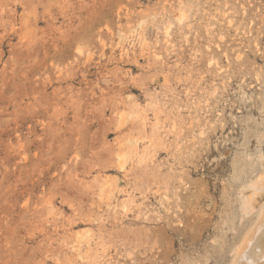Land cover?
<instances>
[{"label":"rangeland","instance_id":"1","mask_svg":"<svg viewBox=\"0 0 264 264\" xmlns=\"http://www.w3.org/2000/svg\"><path fill=\"white\" fill-rule=\"evenodd\" d=\"M262 210L264 0H0V264H241Z\"/></svg>","mask_w":264,"mask_h":264},{"label":"bare ground","instance_id":"2","mask_svg":"<svg viewBox=\"0 0 264 264\" xmlns=\"http://www.w3.org/2000/svg\"><path fill=\"white\" fill-rule=\"evenodd\" d=\"M260 180H261V177L258 179V182ZM261 182H259L258 185L261 184ZM259 186H262V185H259ZM259 188H262V187H259ZM255 189H258L257 186H255ZM258 191H259V189H258ZM252 193H253V195H252V197H253L255 192L253 191ZM252 197H251V199H252ZM262 212H263V214L261 215L260 220H259L258 224L256 225L255 230L253 231L250 238L247 240V244L244 247L242 259H241L242 260L241 264H247L249 261H253V259L255 258L254 254L257 250L258 251L260 250L262 252V254L264 253V210H262ZM256 256L259 257L260 259H263L260 257L261 254H259V255L256 254ZM260 262L261 261L259 260L258 264H261Z\"/></svg>","mask_w":264,"mask_h":264}]
</instances>
